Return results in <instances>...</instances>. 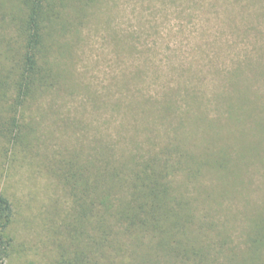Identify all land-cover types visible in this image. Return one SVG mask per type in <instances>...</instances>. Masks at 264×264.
<instances>
[{
    "label": "rangeland",
    "instance_id": "obj_1",
    "mask_svg": "<svg viewBox=\"0 0 264 264\" xmlns=\"http://www.w3.org/2000/svg\"><path fill=\"white\" fill-rule=\"evenodd\" d=\"M62 13L67 28L49 53L56 84L18 106L19 41L0 17V193L13 207L6 264H70L82 246L72 162L103 144L117 154L158 149L183 131L191 149L228 147L234 158L260 143L244 149L252 154L237 175L170 178L195 216L188 230L212 246L202 264H264V245L248 249L264 222V139L253 138L250 118H264V0H68ZM202 114L230 127L211 132L209 121L195 124Z\"/></svg>",
    "mask_w": 264,
    "mask_h": 264
},
{
    "label": "trees",
    "instance_id": "obj_2",
    "mask_svg": "<svg viewBox=\"0 0 264 264\" xmlns=\"http://www.w3.org/2000/svg\"><path fill=\"white\" fill-rule=\"evenodd\" d=\"M67 1L0 0L2 24L8 21L19 41V57L11 63L16 106L56 84L49 53L56 42L55 34L67 28L62 13ZM242 97L246 103L251 102L250 94ZM237 117L230 114L228 120L243 121ZM250 118L254 122L253 138L263 140L264 118ZM194 120L206 126L209 121L211 132L216 126L220 131L230 127L225 120L211 121L203 114ZM220 136L217 131L209 138L217 143ZM191 138V132H177L173 140L158 149L139 146L143 150L127 154H117L112 146L103 144L96 146L90 160L72 162L76 171L68 174L84 195L79 213L83 227L78 232L86 239L70 264H202L205 256L212 255V246H203L188 230V223L194 226L195 216L185 213L184 207L189 204L175 193L183 185L176 187L170 176L179 170L189 182L206 171L237 175L243 160L252 154L250 151H257L260 143L248 141L234 158L228 147L221 152L209 147L193 150L188 146ZM12 217L11 202L0 193V264H6L13 247L9 234ZM249 240V252L258 255L264 245V222L254 227Z\"/></svg>",
    "mask_w": 264,
    "mask_h": 264
}]
</instances>
